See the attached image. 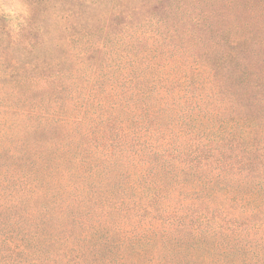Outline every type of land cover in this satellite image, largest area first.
<instances>
[{"label":"trees","instance_id":"obj_1","mask_svg":"<svg viewBox=\"0 0 264 264\" xmlns=\"http://www.w3.org/2000/svg\"><path fill=\"white\" fill-rule=\"evenodd\" d=\"M20 1L1 40L38 58L41 34L106 0ZM112 1L94 28L114 17L124 39L109 67L21 66L18 96L65 113L1 105L20 142L0 163V264H264V0Z\"/></svg>","mask_w":264,"mask_h":264},{"label":"rangeland","instance_id":"obj_2","mask_svg":"<svg viewBox=\"0 0 264 264\" xmlns=\"http://www.w3.org/2000/svg\"><path fill=\"white\" fill-rule=\"evenodd\" d=\"M90 1L93 2L94 0ZM153 1L155 0H123L125 4L140 3L141 6L144 5L145 7H148L150 3H153ZM112 4V0H106L92 12L87 13L88 15L83 17L84 19H87L83 21L80 25V28H76L75 31L72 29V26L69 25V27L64 26L62 32L56 36H54V33H51L50 35L49 33L41 34L37 38L40 40L41 47L39 50L35 51L37 52V55L39 53L38 59L27 57V51L30 50L29 46L21 45L17 39H11V42L9 43H7V41L4 39L1 40L3 28L10 31L12 36H14L12 31L16 30L18 23L22 21V15H24L25 9L23 3L20 0H0V163L4 160L2 157L4 150L7 148L12 149L20 142V138L16 135H12L16 141L9 138L11 137L10 132L14 130V126H9L8 120L11 118L14 121L13 124H15L18 117L11 115L10 112L7 121L6 119H3L4 115L6 114L1 105H8V108L10 109L20 108L22 105H26L28 107H32L33 105H43L48 107V109H55L59 113H65V108L59 101L55 103L47 102L46 96L33 95L31 93L27 97L18 96L20 89H18V86H14L16 79H18V75L22 69L21 66L24 65L23 67L25 68H33L35 64L34 62L36 60H45L47 63H49L57 61L58 59L65 56L71 61L72 67H74V61H76L77 64L75 68L80 69L82 67V69H85L86 74L91 73L93 70H96L102 65L109 67L111 65V60L114 58V53H116L118 50V45H121L120 48L124 47V44L122 43V40L124 39L116 38V33L118 32L119 27L116 23H114V17L109 18V23H112V30L110 29L112 37L109 34V36L104 39V36L101 35L102 38L99 39L100 33L98 34L95 32L94 28H98L100 25L106 24L102 18L107 16V9L109 5ZM153 6L154 5H151L149 8H152ZM141 14H144V11H141ZM116 17H118V13ZM138 17H143V15L139 14ZM56 24L59 23L56 22ZM110 24L108 26H110ZM106 30L107 26L105 27V32ZM3 45L9 47L5 48ZM79 54H83V57L80 56L83 59L82 62L79 60L80 57L78 58L75 56ZM141 66L146 67L145 64H141ZM14 73L15 76L13 77ZM2 75L7 76L6 79H1ZM84 80L85 78L82 77V80H79L78 82L82 83V85H85ZM30 82L33 84L31 78ZM42 85L43 83L41 84L40 81H37L35 89L36 87H41ZM4 86L14 87L13 90L16 91V93L13 90L5 88ZM24 86H29V82H25ZM5 93H7V97H5ZM83 93V91L78 93L77 96L79 99L82 97ZM194 100L195 98H191V101ZM156 102L157 100L153 102V106L151 108L152 110L156 109ZM212 102H215L214 96H209L206 98L205 103L201 105L202 109L209 107ZM75 112L76 111H73V114ZM12 166L13 165L11 164L9 174L13 172ZM0 174H3V170H0ZM127 264H132V262L128 261Z\"/></svg>","mask_w":264,"mask_h":264}]
</instances>
